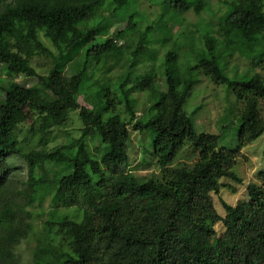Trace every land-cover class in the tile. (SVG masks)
Here are the masks:
<instances>
[{"label":"trees","instance_id":"trees-1","mask_svg":"<svg viewBox=\"0 0 264 264\" xmlns=\"http://www.w3.org/2000/svg\"><path fill=\"white\" fill-rule=\"evenodd\" d=\"M187 1L174 13L193 7L199 13L207 6L205 0ZM107 2L115 10L129 4V0H0V66L7 67L11 86L0 88V264H20L16 248L34 234L35 209L48 200L51 216L37 229L35 264H262L264 172L259 173L260 184L248 187L244 203L254 218L223 203L239 243L217 238L216 227L224 220L212 194H219L221 179L242 182L234 172L239 151L264 135L260 114L264 77L255 74L243 84H230L244 106L237 151L218 150L217 136L196 132L184 110L196 82L179 74L173 51L164 57L166 92L155 93L157 80L148 74L131 88L127 80L120 83L116 95L104 87L109 83H97L96 99L88 92L93 85L84 82L92 56L99 57L111 37L105 34L106 42L94 44L101 24L83 23L96 17H84L68 28L61 17H83L90 9L104 10ZM230 8L223 19L227 42L240 46L264 42V0H234ZM135 17V13L128 17L117 39L134 32ZM80 25L85 29L74 38L72 30ZM144 49L142 40L133 56L138 58ZM36 57L51 60L46 75L33 66ZM72 68L74 73L68 75ZM193 69L217 85L226 83L225 72L210 60H200ZM20 76L37 83L23 86ZM148 89L157 99L149 110L156 113L142 123L136 119L130 94ZM81 97L90 107L79 104ZM22 112L32 113L33 124L45 121L47 129L35 139L32 133L19 138L12 125ZM72 113L81 121L78 137L49 149L52 128L65 127ZM132 130L154 135L152 153L160 178L131 173ZM186 143L198 158L175 167ZM67 209H74L73 214L59 216Z\"/></svg>","mask_w":264,"mask_h":264},{"label":"rangeland","instance_id":"rangeland-1","mask_svg":"<svg viewBox=\"0 0 264 264\" xmlns=\"http://www.w3.org/2000/svg\"><path fill=\"white\" fill-rule=\"evenodd\" d=\"M189 1L195 4L199 0ZM205 1L207 6L201 12L197 13L193 7L184 14L174 13V10L186 6L189 3L187 0H171L164 6L161 0H129L127 6L116 10L110 2H107L104 10L90 9L87 15L74 16L72 19L62 15L61 22L65 28H68L72 22L82 21L84 17L86 19L96 17L83 23L86 27L101 24L100 35L96 37L94 44L106 42V37H103L105 34L111 37L105 48L100 50L99 57L97 54L92 56L89 77L84 82L88 83L89 87L93 85L88 92L96 99L97 83H109V86L104 87H109L116 95L120 83H125L127 80L129 81L127 88H131L148 74H154L157 80L153 85L154 92L157 94L166 92L164 57L167 52L173 51L177 56L176 68L179 74L183 78L190 77L196 82L184 107L196 132L217 136L218 150L237 151L240 146L239 128L244 106L230 88V84H243L255 74H261L264 77V42H258L253 46L229 44L227 38L223 36L227 30L223 19L230 13V3L234 0ZM166 9L171 10L164 15ZM134 13L136 14L134 32L125 38L117 39V32L125 28L128 17ZM166 23H168L167 26ZM75 28L79 30L78 32L72 30V35L77 38L80 35L79 32L84 31L85 28L81 25ZM42 40L54 52L56 51L47 39L42 38ZM142 40L145 42V49L141 56L135 58L133 53ZM120 50L122 53L118 57ZM202 59L217 63L225 72L226 83L217 85L193 69ZM33 66L40 74L46 75L51 67V60L36 57ZM73 71V68L70 69L67 72L68 75H72ZM6 72L7 67L0 66V88L8 90L11 86L6 79ZM18 80L23 86L29 87L37 83V80L26 79L23 76H20ZM130 99L135 101L137 121L146 123L156 113L149 110L157 102L149 89L133 92L130 94ZM79 104L90 107L82 97L79 99ZM120 108L122 111L123 107ZM260 110L264 118V101H260ZM81 126L78 113H72L65 127L58 130L51 127L55 132L53 131V134L49 136L47 147L51 149L65 144L71 138L78 137L77 130ZM12 128L18 131L16 133L19 138L32 133L35 139L47 129V123L42 121L33 124L32 113L22 112L15 119ZM153 138L154 135L148 130L141 133L132 130L134 149L129 143L131 173L139 178H160L161 169L152 153ZM190 147L189 143L182 147L174 162L175 167L178 164L190 165L197 160V155H191ZM234 172L242 182L221 179L219 194H212L214 206L224 220L216 227L217 238L222 237L223 242L227 244L239 243V239L231 228L223 203L233 207L239 213L245 212L249 217L254 218V215L247 211L244 203L248 201V187L252 184H260L259 173L264 172V135L252 144L241 148ZM50 204L48 200L44 207L35 209L38 217L36 216L34 220V234L16 248L20 264H35L33 254L38 244L37 229L42 228L45 221L50 219ZM73 212L74 209L62 210L59 216L71 215ZM214 248L217 256L223 258L224 255L219 248L217 246Z\"/></svg>","mask_w":264,"mask_h":264}]
</instances>
